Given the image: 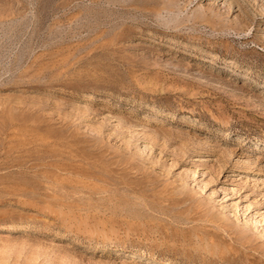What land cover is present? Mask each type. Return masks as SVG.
Instances as JSON below:
<instances>
[{"label":"rangeland","instance_id":"obj_1","mask_svg":"<svg viewBox=\"0 0 264 264\" xmlns=\"http://www.w3.org/2000/svg\"><path fill=\"white\" fill-rule=\"evenodd\" d=\"M0 264H264V0H0Z\"/></svg>","mask_w":264,"mask_h":264}]
</instances>
